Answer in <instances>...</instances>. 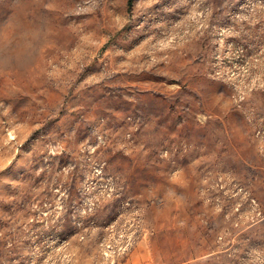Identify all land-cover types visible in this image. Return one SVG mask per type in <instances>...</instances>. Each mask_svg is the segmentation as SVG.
<instances>
[{
    "label": "rangeland",
    "instance_id": "1",
    "mask_svg": "<svg viewBox=\"0 0 264 264\" xmlns=\"http://www.w3.org/2000/svg\"><path fill=\"white\" fill-rule=\"evenodd\" d=\"M0 264H264V0H0Z\"/></svg>",
    "mask_w": 264,
    "mask_h": 264
}]
</instances>
